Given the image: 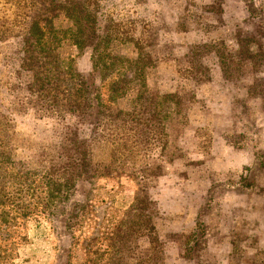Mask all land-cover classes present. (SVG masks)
<instances>
[{
	"label": "rangeland",
	"instance_id": "obj_1",
	"mask_svg": "<svg viewBox=\"0 0 264 264\" xmlns=\"http://www.w3.org/2000/svg\"><path fill=\"white\" fill-rule=\"evenodd\" d=\"M103 2L104 11L159 22L161 42L139 25L149 41L148 51L162 58L145 67L146 88L152 95L185 92L184 108L179 114L169 109L165 130L170 140L164 150L154 147L158 140L151 133L147 145L153 141V151L140 144V163H150L151 168L146 182L141 184L137 171L126 168L77 179L69 198L52 209L53 215L36 207V220H19L16 229L27 241L18 244L19 253L10 264H264V0ZM54 24L68 22L58 16ZM156 41L159 45L153 47ZM14 44V38L0 42L1 78L15 77ZM109 49L128 58L136 55L130 44L112 43ZM195 52L202 59L201 80L192 79ZM75 54L67 43L60 47L61 56ZM234 54L240 63H234ZM76 61L87 82L100 87L90 49ZM128 93L117 107H129L135 91ZM4 95L0 93V105ZM4 104L0 112L20 110ZM97 116L94 108L81 124L78 131L84 137L94 134L90 129ZM14 117L8 138L22 158H38L51 147L59 153V139L67 130L63 123L29 111ZM146 152L152 154L151 162L141 157ZM143 194L152 200L144 210L151 215L146 226L132 222L128 212ZM123 220L126 227L119 228ZM131 225L138 231L130 234ZM120 231L130 238L126 248L116 252L119 242L114 236ZM16 234H5L1 241ZM99 248L106 253L97 262Z\"/></svg>",
	"mask_w": 264,
	"mask_h": 264
},
{
	"label": "trees",
	"instance_id": "obj_2",
	"mask_svg": "<svg viewBox=\"0 0 264 264\" xmlns=\"http://www.w3.org/2000/svg\"><path fill=\"white\" fill-rule=\"evenodd\" d=\"M103 3V0H0V42L6 44L14 38L12 52H16L11 69L15 77L0 76L5 80L0 82V93L5 94L2 102H6L5 107L20 108L14 113L0 112V264H10L19 253L18 244L27 241V236L16 229L19 220H36V207L53 215L52 209L69 198L77 179L88 180L126 168L131 173L137 171L141 184L146 182L151 168L150 163H140V144L147 145V134L151 133L158 140L154 147L164 150L170 140L165 130L169 109L179 114L184 108L185 92L152 95L146 88L145 67L152 59L156 64L162 58L148 51L146 33L139 28H147L153 39L160 41L159 22L153 25L140 21L137 15L104 11ZM58 16H63L68 24L56 26L54 18ZM200 25L197 21V26ZM65 43L72 46L75 55H60V47ZM112 43L130 44L136 55L128 58L117 54L109 49ZM155 45L159 42H154ZM85 49H90L92 70L102 84L100 87L89 84L77 67V56ZM13 56L9 55L10 60ZM232 59L235 64L241 62L236 54ZM201 60L197 52L191 58L194 80L202 78L198 75L203 67ZM21 88L23 91L16 90ZM129 91H135L128 99L129 107H117L121 99L129 96ZM94 108L98 113L90 129L94 134L86 138L78 129ZM28 111L55 118L66 126L59 139L62 148L58 154L52 152L53 147L39 152L38 158H22L19 154L8 137L12 136L14 114ZM147 148L153 151V141ZM141 157L146 162L153 160L150 152ZM141 187L143 191L145 187ZM151 202L144 194L137 196L128 211L134 217L130 220L148 225L151 215L144 210ZM124 222H119V228L126 227ZM134 225L129 227L130 234L132 229L138 231ZM15 233L14 238L1 241L5 234L10 237ZM129 238L126 232L115 233L114 239L119 242L116 252L126 248ZM99 251L100 248L95 256L97 262L106 253ZM155 258L159 259L157 254Z\"/></svg>",
	"mask_w": 264,
	"mask_h": 264
}]
</instances>
